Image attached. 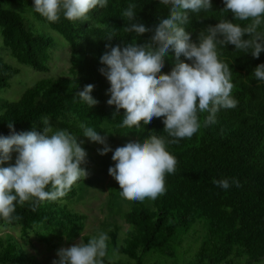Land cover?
Returning <instances> with one entry per match:
<instances>
[{"label": "trees", "instance_id": "1", "mask_svg": "<svg viewBox=\"0 0 264 264\" xmlns=\"http://www.w3.org/2000/svg\"><path fill=\"white\" fill-rule=\"evenodd\" d=\"M5 2L28 5L39 20L58 31L70 43L73 64L69 77L41 79L29 86L16 101L0 96V135L11 134L9 122H14L17 132L34 128L42 132L41 121L48 117L54 130L58 121L73 135H83L80 127L83 124L101 135L110 132L116 137L135 136L140 142L150 135L163 137L166 141L172 139L163 130V118H154L145 126L142 123L140 129L120 128L123 110L113 117L115 106L107 104L110 84L99 71L105 67L100 63V57L110 51L106 45H123V42L133 40L144 44L154 34L149 31L137 37L135 33L124 31L128 22L121 13L129 5H136L137 21L149 28L156 25L159 18H167L169 6L160 4L159 0H108L107 7H97L89 13L88 21L72 22L61 14L58 22L51 23L34 11V0H0L4 45L20 63L42 72L51 68L53 37L33 31L21 13L3 8ZM224 7V0H212L213 9L200 14L208 16L203 21L190 13L189 23L183 26L191 33L193 42H199V32L208 25L233 18L231 13L223 10ZM234 22L242 26L249 23ZM259 30L264 31V25ZM110 34L114 38L108 40ZM217 51L219 59L230 68L234 84L232 96L237 106L220 109L216 122L206 127L203 121L207 113L200 114L202 126L191 139L167 144L178 163L175 173L166 177V193L153 201L155 210L134 201L131 209L122 214L130 225L124 243L118 241L119 225L107 233L108 242L117 252L125 254L130 264L132 260L135 261L132 264H162L161 259L175 258L180 253L184 255L182 264H264V82L252 75L254 69L264 63V51L259 58L235 50L232 44L218 45ZM181 59L185 58L182 56ZM174 66L175 54L170 51L162 72L170 73ZM19 71L0 57V89L9 87ZM88 84L95 86L91 95L98 100L92 108L76 95ZM93 164L94 158L87 154L81 167L88 168ZM214 178L228 179L230 187L217 186L213 183ZM233 180H238L241 186L237 187ZM114 189L113 197L118 200L121 198L118 183ZM78 193L76 183L56 201L17 204L13 219L8 222L0 218V225L19 226L23 238L35 236L52 247L81 236L87 242L92 237L83 234L88 215L66 202ZM186 242L190 243L189 247ZM189 251L194 254L187 256ZM153 257H156L154 261ZM103 263L122 264L110 261L107 255ZM0 264L43 263L20 239L0 236Z\"/></svg>", "mask_w": 264, "mask_h": 264}, {"label": "clouds", "instance_id": "2", "mask_svg": "<svg viewBox=\"0 0 264 264\" xmlns=\"http://www.w3.org/2000/svg\"><path fill=\"white\" fill-rule=\"evenodd\" d=\"M169 6L167 18H159L152 28L137 21L135 4L129 5L121 15L128 22L127 33L137 37L146 32L154 34L140 44L137 40L123 45H106L100 57L105 65L99 71L110 84L107 104L115 106L113 117L123 110L120 128L140 129L154 118H163L164 132L172 139L165 140L150 135L140 141H129L115 150L107 137L91 127L81 124L83 136L104 147L100 155L112 152L114 166L108 169L119 185V195L128 201L156 200L164 195L166 177L174 174L176 157L167 149V144L191 139L201 128L200 114L207 113L203 126L216 122L220 109H233L237 101L232 96L234 84L231 71L218 56V45L232 44L235 50L251 53L259 58L264 51V0H224V11L232 19L219 20L208 25L193 42L191 33L183 25L189 23L190 13L203 21L212 8V0H159ZM108 0H34L33 9L51 23L63 17L69 21H88L97 7L105 8ZM234 21H248L245 26ZM247 37V38H245ZM113 35L107 37L108 40ZM170 51L175 54V66L170 73H163L165 58ZM185 59L182 60L181 57ZM191 61V63L186 62ZM252 75L264 82V63L258 65ZM93 84L84 86L76 95L90 108L98 104L92 95ZM43 131L17 132L14 122H9L10 135H0V218L10 222L16 205H37L45 201L63 198L74 184L86 178L88 172L81 167L87 152L83 141L67 130L53 131L50 118L42 119ZM13 153H16L15 162ZM9 162V166H3ZM217 186L228 189V179H213ZM240 187L238 180H233ZM34 210V209H33ZM18 218V217H16ZM109 237L101 232L87 242L82 236L79 242L57 251L58 259L52 264H103L108 252Z\"/></svg>", "mask_w": 264, "mask_h": 264}, {"label": "rangeland", "instance_id": "3", "mask_svg": "<svg viewBox=\"0 0 264 264\" xmlns=\"http://www.w3.org/2000/svg\"><path fill=\"white\" fill-rule=\"evenodd\" d=\"M3 8L21 13L28 26L36 33L52 36L54 39V48L53 58L50 62V70L47 72L36 70L30 65L20 63L11 55L9 48L4 45L0 28V57L20 69L19 73L11 79L10 86L0 89V96H3L10 101H16L20 99L29 86L41 79L69 77L71 75L70 68L73 64L71 60L70 43L48 23L39 20L28 5L21 2H5ZM56 124L58 125L57 128H62L59 125L61 122L57 121ZM55 130L53 129V131ZM111 135L112 134L108 132L104 136L107 137V142L113 151L116 147L124 146L129 141H138V137L135 136L116 137ZM74 136L78 137L79 141H83L82 147L86 150L87 154L94 158V164L85 168L88 172V176L77 182L79 189L78 195L67 199L66 202L71 208L88 215L86 229L83 234H88L92 237L98 236L101 232L107 234L115 225H119L121 230L119 231L118 241L119 243H124L128 236L130 225L125 221L122 214L124 211L131 209L134 201H128L123 198L115 200L113 197V193L115 192L114 186H116L117 181L109 175L108 172L109 167L114 166L115 164L111 158L113 153L109 152L106 155H100L98 150L102 149L104 145L98 142H92L83 135ZM16 155V153H13V160L10 163L15 162ZM108 162L109 165L107 166ZM6 166H9V162H6L5 167ZM143 203L148 209L155 210L153 200L146 199ZM194 229L195 228L190 231V234ZM0 236H13L20 239L30 252L36 255L43 264H52L54 259H58L57 251L60 248L71 246L79 242L81 239V237H79L75 240H65L63 243L52 247L46 243L40 242L35 236L23 238L20 227L13 225H0ZM107 243V258L110 261H119L122 264H130V260H128V257L125 254L117 252L111 243ZM189 244L190 243L188 242L185 243L187 247H189ZM182 251L183 249L181 248L180 252ZM193 254L194 251H189L187 256ZM183 258L184 255L180 253L179 256L175 258L167 257L161 259L160 262L162 264H182ZM155 259L156 257H153L152 261ZM132 263H135V261L132 260L131 264Z\"/></svg>", "mask_w": 264, "mask_h": 264}]
</instances>
